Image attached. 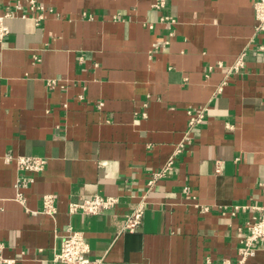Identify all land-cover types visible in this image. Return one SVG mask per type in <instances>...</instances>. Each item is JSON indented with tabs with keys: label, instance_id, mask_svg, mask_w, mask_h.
<instances>
[{
	"label": "crops",
	"instance_id": "0c3cea01",
	"mask_svg": "<svg viewBox=\"0 0 264 264\" xmlns=\"http://www.w3.org/2000/svg\"><path fill=\"white\" fill-rule=\"evenodd\" d=\"M35 1L46 10L5 18L0 41L3 257L61 264L70 225L106 264H237L264 205V32L253 0ZM197 110L203 119L188 129ZM179 144L172 169L148 185ZM24 155L46 163L19 189L8 157ZM94 194L118 204L70 213ZM140 203L139 227L121 231ZM247 259L264 264V240Z\"/></svg>",
	"mask_w": 264,
	"mask_h": 264
},
{
	"label": "built area",
	"instance_id": "2783aa9c",
	"mask_svg": "<svg viewBox=\"0 0 264 264\" xmlns=\"http://www.w3.org/2000/svg\"><path fill=\"white\" fill-rule=\"evenodd\" d=\"M154 5L157 8H162L165 5L164 0H155ZM253 10L255 17V32L257 34L264 32V0H253ZM0 41L8 33V27L4 23V19L8 17L18 16L25 18L30 12L46 10L41 4H38L35 0H29L27 7L21 6V4L15 3L11 6L0 5ZM51 10V9H50ZM42 18V12L36 16L37 20ZM242 66V58L240 57L233 65V69L238 71ZM188 129H191L195 125L201 123L203 119L202 110L196 112H188ZM173 155L170 157L168 162L164 166L152 173L147 184L152 185L161 178L163 175L172 169L175 158L180 154L184 145L179 144ZM15 159L17 171L19 173V179L17 180V187L20 189L25 187L33 178L27 176L29 173H38L44 169L46 160L39 156L24 155L17 157H8ZM187 192L188 189L185 188ZM21 195L18 193V197ZM21 198V197H20ZM54 197L50 194L44 195L42 211L46 214H52L55 210ZM118 204V198L114 196H101V195H89L81 199L80 201H74L69 203L70 213L80 212L84 215L92 216L104 210H112ZM144 205L143 203L138 204L124 220L121 231L131 232L134 231L141 224L143 217ZM264 240V205L259 208V214L252 217L251 221L248 222L247 231L242 233L240 236L241 246L239 247V259L237 264H245L247 258L252 256L258 243ZM3 244L0 242V264H11L14 261L6 259L2 255ZM89 245L84 238L81 231L74 229L70 225L64 229L62 236L61 245L58 253L55 254L54 259L61 264H106L102 257L92 258L89 256ZM223 264H229L225 261Z\"/></svg>",
	"mask_w": 264,
	"mask_h": 264
}]
</instances>
